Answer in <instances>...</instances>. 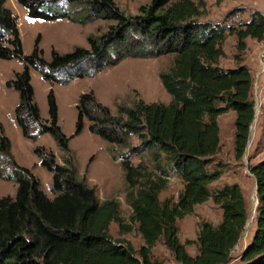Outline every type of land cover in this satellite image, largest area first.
<instances>
[{
    "label": "trees",
    "instance_id": "16d2710c",
    "mask_svg": "<svg viewBox=\"0 0 264 264\" xmlns=\"http://www.w3.org/2000/svg\"><path fill=\"white\" fill-rule=\"evenodd\" d=\"M15 1L30 19L115 23L103 35H89L88 49L76 46L64 54L52 49L46 60L40 35L31 52L24 54L17 16L6 7L7 0H0V60L22 64L5 86L18 94L14 118L24 138L49 134L68 153L70 139L83 131L87 121L90 133L128 150L119 157V164L128 187L131 216L125 224L118 201H99L93 188L76 180L73 169L61 166L52 152L37 147L34 154L39 165L52 175L49 198L31 170L14 160L0 124V158L10 164L0 168V178L17 185L14 198L0 197V264H164L152 254L159 241L180 264H229L246 228L248 211L238 184L209 189L225 173V166L214 160L220 150L218 118L235 114L233 152L234 160L240 162L248 147L255 103L250 70L242 63L225 69L220 60L228 36L236 37L240 52L245 50L247 38L263 41L264 16L253 12L248 21L237 25L203 22L199 20L206 8L203 0H150L139 8L138 15L130 17L113 0ZM72 2L85 5L82 19L71 16L67 6ZM163 55L173 56L168 70L159 75L170 97L168 103L138 100L131 107L116 106L113 116L92 91L83 93L76 104L74 134L67 137L58 124V106L50 89L48 118L42 122L31 71L50 84L68 85L93 78L125 59ZM131 137L140 142L138 146L130 145ZM134 155L149 156L154 168L134 166ZM247 169L255 181V230L238 260L240 264H264V158ZM171 177L180 178L182 190L176 200H160ZM208 200L221 210V220L216 225L201 221L196 239L181 243L177 221ZM112 223L122 234L136 230L143 245L135 250L114 240L109 235ZM189 245L196 246V255L187 252Z\"/></svg>",
    "mask_w": 264,
    "mask_h": 264
},
{
    "label": "rangeland",
    "instance_id": "374dc122",
    "mask_svg": "<svg viewBox=\"0 0 264 264\" xmlns=\"http://www.w3.org/2000/svg\"><path fill=\"white\" fill-rule=\"evenodd\" d=\"M178 0H171L175 2ZM206 4L205 13L199 18L203 22L221 25H237L251 18L253 12L264 16V0H203ZM117 8L127 17L139 14V8L147 6L150 0H113ZM6 7L17 16V28L24 54L31 52L35 38L40 35V48L44 58L50 59V51L55 49L64 54L74 47L89 48L87 37L100 36L108 31L115 23L110 20L97 19L85 24L67 19L43 21L30 19L27 10L15 0H7ZM67 8L75 20H80L86 14L85 5L71 3ZM72 11L75 14H72ZM246 48L240 52L237 39L228 36L223 44L225 56L220 60L222 68H233L242 63L249 70L253 78L251 98L255 103L256 115L250 132L248 147L244 158L240 162L234 160V119L235 114L229 112L218 118L220 129V150L214 157L215 162L225 166L222 178L211 184L209 189H215L225 184H238L241 187L248 211V226H246L238 245L232 250V260L229 264H240L238 256L251 240L255 230L254 211L256 208L255 181L249 174L247 167L254 165L264 158V40L261 42L247 38ZM173 56L163 55L156 58H129L114 67H108L93 78L74 80L68 85L50 84L41 76L31 71V84L34 88L35 102L40 109L42 122L48 117L47 94L53 90L58 106V124L62 132L71 137L75 131L77 120L76 104L81 94L92 91L96 100L108 107L113 116L117 115L116 106L131 107L136 101L145 103H168L169 95L163 89L159 75L168 70ZM22 64L19 60H0V124L11 143V154L19 166L26 167L40 180L41 189L52 198L50 187L52 175L39 165V158L34 154L37 147H44L52 152L56 162L61 166L75 171L77 181H84L95 190L99 201L114 199L120 205V217L125 224H129L131 208L126 202L127 184L119 164V157L128 150L119 146L109 145L88 130L85 121L83 131L69 141V152H62L49 134L36 136L34 139L24 138L14 118V109L18 103V94L5 86V82L13 77V73L20 71ZM35 132V131H34ZM136 137H131L130 145L138 146ZM0 168L6 167L7 160L0 158ZM65 160L69 163L65 165ZM65 162V163H64ZM134 166L152 170L154 164L149 156H132ZM167 188L161 192L160 200L172 198L176 200L182 190V181L178 177L169 179ZM17 185L13 181L0 178V197L14 198ZM221 210L211 200L195 207L191 215L177 221L178 237L181 243L195 240L201 221L216 225L221 220ZM109 235L114 240H122L135 250L143 245V240L136 230L122 234L120 227L112 223ZM187 252L197 254L195 245L186 247ZM153 257L164 264H180L176 262L170 250L159 241L152 249Z\"/></svg>",
    "mask_w": 264,
    "mask_h": 264
},
{
    "label": "water",
    "instance_id": "95a60500",
    "mask_svg": "<svg viewBox=\"0 0 264 264\" xmlns=\"http://www.w3.org/2000/svg\"><path fill=\"white\" fill-rule=\"evenodd\" d=\"M254 112H255V114H254V119H255V115H256V107H254ZM254 119H253V121H252V123H251V125H250L249 133H250L251 130H252V127H253L252 125H253ZM246 151H247V149H246ZM246 151H245V154H246ZM246 226H248V223L246 224Z\"/></svg>",
    "mask_w": 264,
    "mask_h": 264
},
{
    "label": "crops",
    "instance_id": "0c3cea01",
    "mask_svg": "<svg viewBox=\"0 0 264 264\" xmlns=\"http://www.w3.org/2000/svg\"><path fill=\"white\" fill-rule=\"evenodd\" d=\"M72 83V82H71ZM48 118V117H47ZM47 120V119H46Z\"/></svg>",
    "mask_w": 264,
    "mask_h": 264
}]
</instances>
